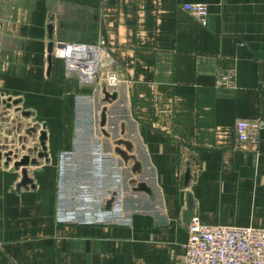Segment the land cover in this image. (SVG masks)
Here are the masks:
<instances>
[{
  "label": "crops",
  "instance_id": "crops-1",
  "mask_svg": "<svg viewBox=\"0 0 264 264\" xmlns=\"http://www.w3.org/2000/svg\"><path fill=\"white\" fill-rule=\"evenodd\" d=\"M195 2L207 25L184 9ZM69 42H104L92 81L67 71ZM108 71L119 80L111 102ZM0 97L20 99L0 118V144L29 112L49 157L20 188L21 170L0 158V264H186L189 197L205 223L264 227V128L255 141L236 133L239 119H264V0H0ZM121 138L140 175L116 151Z\"/></svg>",
  "mask_w": 264,
  "mask_h": 264
},
{
  "label": "built area",
  "instance_id": "built-area-1",
  "mask_svg": "<svg viewBox=\"0 0 264 264\" xmlns=\"http://www.w3.org/2000/svg\"><path fill=\"white\" fill-rule=\"evenodd\" d=\"M184 9L196 16L202 25H207L209 9L205 3H186ZM63 57L68 72L87 65V74L98 75L102 72L104 42L87 44L69 42L63 47ZM75 50L82 54L78 57ZM74 51L71 55H67ZM96 52V56L91 54ZM92 58L96 67L92 65ZM99 58L100 63L96 59ZM97 77V76H96ZM117 78L113 71L104 76L105 89L115 86L111 81ZM109 91V90H108ZM264 128V119H239L236 133L240 141L257 140L260 130ZM188 238L184 245L183 262L186 264H264V227L254 225L210 224L197 216L188 224Z\"/></svg>",
  "mask_w": 264,
  "mask_h": 264
},
{
  "label": "water",
  "instance_id": "water-1",
  "mask_svg": "<svg viewBox=\"0 0 264 264\" xmlns=\"http://www.w3.org/2000/svg\"><path fill=\"white\" fill-rule=\"evenodd\" d=\"M53 25H49V31L50 33L52 32ZM54 51V42L51 41L48 45V61H49V67L52 64V55ZM117 93L113 92L110 93L108 91H105V96L103 98L104 101L111 102L112 100L116 99ZM20 103V99H12L9 97L8 99H1L0 97V106H2V110L0 111V118L3 117L4 114H6L13 106H17ZM17 110H19L17 108ZM107 107H104L102 109L101 113V119H100V125L103 127L107 123ZM23 115L29 116V112L23 113ZM5 118L4 120H8L9 117H3ZM22 127V123L18 126V130L20 131ZM26 136L20 137V141H22V149L26 150V153H23L21 156L18 153V149L16 148L15 150L12 148H8L6 144L9 143L8 137L4 139L5 143L0 144V158L3 156L6 158V163H13L14 167L16 169L21 170V180L18 183L17 187L20 188L22 186L28 187L29 185L31 187H34V181L33 179L29 176V169L28 166H36L41 163V159H46L49 160L48 157V149L46 145V140H47V132L44 129H41L38 131L37 125H31L29 128H26ZM103 132L106 133V131L103 129ZM8 133H11V128L8 130ZM38 134V135H37ZM107 134V133H106ZM38 136V145H34L33 147H26L25 144L28 142V137H31L35 139ZM116 144L121 145L123 144L125 146V149H122L120 147L116 148V151L121 155V157L124 159L125 162H128L130 160H134V164L132 166V173L137 176L141 174V169H140V163L135 160V157L131 155L129 152L132 150V143L127 140V139H117ZM38 146L40 149H38ZM2 150H7L5 152H2ZM35 153V154H33ZM191 176V173L187 171L186 173V182L189 180ZM130 183L133 184L134 187L133 190L135 191H146L148 193H151V187L146 183L145 180L143 179H138L137 177H132ZM118 192L113 191L112 196L109 197L106 201V208L110 209L113 204L116 202V196ZM194 215V201L192 198L189 197V207L186 210V221L189 224L193 218Z\"/></svg>",
  "mask_w": 264,
  "mask_h": 264
},
{
  "label": "rangeland",
  "instance_id": "rangeland-1",
  "mask_svg": "<svg viewBox=\"0 0 264 264\" xmlns=\"http://www.w3.org/2000/svg\"><path fill=\"white\" fill-rule=\"evenodd\" d=\"M17 115L20 117V119L19 120H22L23 122V126L25 127V125L26 124H29L30 123V121L28 122V119H25V116H23L21 113H17ZM32 122V121H31ZM12 123H17L16 121H13ZM24 127H21V130L18 132V131H16V133L18 134V135H12V132L14 131V130H16V127H15V125H13V126H11V134L10 133H6V136L8 137V136H10L11 137V140L9 141V143L8 144H6L7 146H8V148H12V149H18V153H19V155L21 156L22 155V153L25 151L26 152V150H24V149H22V141H20V136L22 137V136H26V130H25V128ZM38 127V131H39V126H37ZM0 128H2V127H0ZM2 129H0V132H2L1 131ZM3 133H4V130H3ZM10 137H8V138H10ZM29 138H31V137H28V139ZM4 139L5 138H2L1 140V142L2 143H5L4 142ZM32 142H34V143H32ZM37 144L35 143V141H29L28 140V142L25 144V146L26 147H33L34 145H38L39 144V141H38V139H37ZM11 144V145H10ZM38 149H40V147L38 146ZM5 152V151H7V150H2V152ZM62 163L63 164H69V167L67 168V170H66V178L68 177V179H70V180H72L73 178H74V175H75V169L74 168H72L71 167V165H70V163H73L74 162V155H69V154H66V155H62ZM62 168H63V166H62ZM28 169H29V166H28ZM62 173H63V171H62ZM65 173V172H64ZM64 177V178H65ZM69 183H67L66 184V187H67V195H68V197H73L72 199H66L68 202V205L69 206H71L72 207V205H74L77 201H79V199H75V195H76V193H75V191H74V186H71V185H68ZM84 190V191H83ZM88 190H90L89 188L88 189H82V191H81V193L79 192V193H77L78 194V196L79 195H81V194H84V196L86 195V194H89V191ZM62 194H64V191L62 192ZM117 195H120V193H119V189H118V194ZM87 200H92V199H83V201L82 200H80V201H82L83 202V205H85L88 201ZM104 200V199H103ZM119 200L120 199H118V202H119ZM87 201V202H86ZM121 203H119V205H120ZM79 205V203H77V206ZM101 205V204H100ZM121 206H122V204H121ZM120 206V207H121ZM74 207V206H73ZM72 207V208H73ZM120 219H124V217H123V214L121 213L120 214Z\"/></svg>",
  "mask_w": 264,
  "mask_h": 264
},
{
  "label": "bare ground",
  "instance_id": "bare-ground-1",
  "mask_svg": "<svg viewBox=\"0 0 264 264\" xmlns=\"http://www.w3.org/2000/svg\"><path fill=\"white\" fill-rule=\"evenodd\" d=\"M64 47V46H63ZM74 51H72V52H70L69 54H67V55H71L72 53H73ZM74 53H76L77 55H78V57L79 56H81V52L80 51H78V50H75V52ZM92 55V57H95L96 56V52H94V54H91ZM60 56L63 58V57H66V53H65V51L63 50V48H62V51H61V53H60ZM101 60H102V57H101ZM96 61H97V63H100V61H99V58L98 59H96ZM92 65L94 66V67H96V64H95V60H94V58H92ZM89 69L90 68H88L87 67V65H84L83 64V66H81V67H78V69H77V71H79V73L82 75V77L83 78H86V79H88V80H90V81H92V78L94 77V76H90V74H87L88 73V71H89ZM73 70H75V69H73ZM95 76H97V75H95ZM117 76V75H116ZM111 81L115 84V86L118 84V77L116 78V77H114L113 79H111ZM100 89H101V93L103 94V98H104V96H105V91H108V90H106L105 89V87L104 86H102V87H100ZM108 92H110V91H108ZM111 93V92H110ZM98 94V93H97ZM107 121H108V119H107ZM107 124V123H106Z\"/></svg>",
  "mask_w": 264,
  "mask_h": 264
}]
</instances>
